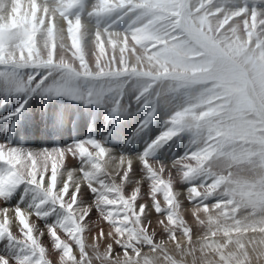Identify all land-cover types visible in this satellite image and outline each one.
<instances>
[{"label": "snow or ice", "instance_id": "obj_1", "mask_svg": "<svg viewBox=\"0 0 264 264\" xmlns=\"http://www.w3.org/2000/svg\"><path fill=\"white\" fill-rule=\"evenodd\" d=\"M80 3L0 0V76L17 91L43 86L85 104L107 99L114 113L130 85L148 109L141 128L162 100L173 107L164 130L131 158H113L92 138L39 150L0 144V203L21 185L35 197L31 211L0 206V240L17 246L15 264H264V11L229 9L227 0H95L87 11L96 21L90 59L74 11ZM18 73L26 78L17 81ZM181 134L190 140L171 165L149 160ZM68 156L80 167L66 169ZM134 160L145 171L139 180L130 178ZM172 168L189 185L183 195L195 239ZM93 209L109 231L100 228L88 243ZM57 212L43 230L31 219ZM153 212L167 241L156 239Z\"/></svg>", "mask_w": 264, "mask_h": 264}, {"label": "rangeland", "instance_id": "obj_2", "mask_svg": "<svg viewBox=\"0 0 264 264\" xmlns=\"http://www.w3.org/2000/svg\"><path fill=\"white\" fill-rule=\"evenodd\" d=\"M92 2L95 3V0H92V1L81 0L80 5L77 7V9L74 10L75 12L80 13L82 22L87 24V25L86 24L83 25V31L85 33V35H84V46H85L86 52L89 53L90 59H91V51H92V40H91L92 39V33L95 31V28H96L95 19L94 18L90 19V17L87 18V11L90 10L91 7L93 6ZM87 3H88V5H87ZM243 5H247V7L249 9H251L252 7H256L259 11H264V0H227V3L225 4V6L229 9L236 8V7L243 6ZM89 19H90V21H89ZM101 23H104V21H102ZM122 26L123 25L121 24V25H118L117 27H122ZM110 52L111 51L109 50V56H111ZM117 57H118V52H117ZM22 77H24V78H22ZM15 78L17 81L25 79L26 74L25 73H18ZM52 82H53L52 78L50 77L49 80L46 81L45 83L50 84ZM0 83H1L0 92L1 93L5 92V96H6L5 101L8 100L7 103L12 105V109H11L12 111L14 108V111L13 112L11 111V115H12L13 119H11L8 122L9 124L8 123L6 124L5 129L2 128L3 132H4L2 135H6V136L11 137L13 139H14V137L15 138L18 137L19 142H24V140L22 138L27 139V135L29 137L32 136L34 133L33 128L37 129L38 133L37 134L34 133V134L36 135L37 139H40V138H42L41 132L44 130L46 125H48L50 123L52 127L56 126L55 131H53L49 135L51 137V138H49V141H50L49 144L50 145H48L47 148H39V144H37L35 149H38V150L39 149H51L53 147H60V146H61V148H63L65 146L73 144L76 141L83 140L85 138H92V139H96L97 141L101 142L107 149H110L111 151H110L109 155L112 156L113 158H119L120 156H123L124 154H125L124 156H127V157L129 156V158H131L130 157L131 155L137 156V155L143 153V151L147 147V145L153 140V138H155V136L149 137L153 134L152 130L160 129V130H158L156 135H159L164 130L165 120H166L167 116L170 114V112L172 111V107H173V105H171V103L166 105L164 103V101L162 100L160 102L159 106L157 107L153 117L151 118L148 126L146 128H141L140 127L141 121L145 119L148 109L141 108L135 102L134 97L136 95V91L130 85L126 89L125 96L123 98L121 107L114 113L111 110L113 105H112L111 101L107 100V99L100 104H95V103L85 104V102L83 100L73 99V98L66 96V95H54L51 92L45 91L43 86L41 88H36L34 91H31V90L17 91L16 86H15L16 84H14L8 76H6V77L0 76ZM4 87H6V88L3 89ZM2 90H3V92H2ZM9 90L11 91V93H9L10 92ZM33 96H34V98H33ZM10 97H11L12 101L9 100ZM31 97H32V99H31ZM25 101H27V102L24 103ZM21 104H23V108H21V110L19 112H17V114H18V116H17L16 109L19 108ZM37 106H38V111L41 114L40 123H37L34 127H29L28 124H26V123H28V118L31 117L29 108L30 109L32 108L31 109V111H32L33 108H35ZM23 109H25L26 112ZM20 114H22V115H20ZM27 115L29 117H27ZM16 116H17V118H16ZM14 117L17 120L14 119ZM104 118H105V120H104ZM7 119H8V116H7L6 120H0V125H4L7 121ZM25 121H26V123H25ZM63 126H65L64 127L65 133L61 135L60 133H57L56 131L60 127H63ZM103 128L105 130L107 129V131L105 132V130ZM109 131H111V133ZM139 133L141 134V136ZM92 134H94V136H92ZM45 135L48 136L47 134H45ZM0 136H1V133H0ZM24 136H26V137H24ZM61 137H64V138H61ZM131 137H134V138H131ZM189 140H190V137L187 134H181L177 137H174L173 140H171V141L167 142L166 144H164L163 146H161L160 149L158 148L157 150L152 152L150 154L149 160L151 162H162V159H163L161 157L162 154L165 152L166 153L169 152L170 154L172 153L171 158L172 157L173 158L170 159V161L172 162L176 158L182 156L185 153L186 146H187ZM4 142L5 143L8 142L7 144H9L11 146H13V144H14V143L9 142V141H4ZM37 143H39V142H37ZM30 148H32V147H30ZM124 149H125V151H124ZM151 157L153 158L152 160H151ZM68 158L71 160V162L66 163V169H76V168L80 167V162H78V160L73 159L71 156H68ZM164 159H166V158H164ZM163 162H165V161L163 160ZM137 164H138V166H137ZM140 167H141V164L139 163V161L134 160L133 170L135 169V171L130 173L131 180H134V179L136 180L137 178L141 179V177H143L145 175L144 169L142 167L141 168ZM176 171H177V169L171 171L173 174V178L175 179L174 189L176 188L175 190L176 191L178 190L177 192L181 193L180 199L183 200V208L185 210H187L184 212V214H186V216L185 215L184 216H185V219L187 220V222L189 223V225H191L193 227V238L195 239V237L197 235V226L195 225L194 219L190 214V209L192 206L190 204H188L186 199H182V198H184V195H183L184 191L189 185L187 183L181 182L179 179H177L175 177L176 173H177ZM77 175H79V173H77ZM139 175H141V176H139ZM139 179H137V180H139ZM146 181L147 180L145 179L140 185L141 192L142 193L145 192L144 193L145 194L144 201L148 200V197L146 195V193L148 192L147 191L148 190V182H146ZM128 187L130 190L128 189ZM132 187H133V185L131 182L127 183L124 186L125 194L130 192L132 190ZM26 188H27V186H25V185H21L20 187H18L14 192L16 194V196H15V194H12V196L6 200L8 203L5 201L3 203H0V206H6L7 205V207H14V206L19 205L21 208H26V209L28 208L27 210L31 211L32 209L29 207V205H31L34 202L35 197H34V193L32 192V190L30 188H27V190H26ZM82 191H83L82 192L83 197L86 195L85 196L86 198L84 197L82 199L85 201H89L92 197H91V194L87 192L88 189H86V186H84L82 188ZM22 196H23V199H21ZM14 197H17L18 200H16ZM160 200H161V203L163 204L162 197H160ZM144 201H141V202H144ZM208 202H211V200ZM149 203H150V201H149ZM58 215H59V212H57L53 215H50L44 219H38V218L36 219V217H32L31 219L34 221L36 228L39 227L41 224L42 227L40 226L41 228L39 227V230L40 229L42 230L45 228V225L52 224L58 218ZM200 217H201V219L204 218L203 213L200 214ZM90 218L92 220L97 221L98 223L93 226L92 232H89L87 234V242L88 243L92 242L93 234L98 233L100 228H103L105 233H107L109 231L108 225L99 219V217L97 216V213L95 212L94 209L90 213ZM149 219L151 220V228L156 229V239L157 240L164 239L165 241H167L166 235L162 232V229L157 226L158 221L160 219H163V217L157 216L153 212L149 216ZM39 220H42L43 223L40 222ZM37 221H39V222H37ZM12 230L14 232H17L16 224L14 222H13ZM45 233H46V231H45ZM17 234H18V232H17ZM42 242L47 247L49 244L48 248H49V250L51 249L50 252L54 251L51 248V242L49 241V238L47 237L46 234L44 237H42ZM107 242L108 241H101V244L103 245ZM181 242H183L182 238H181ZM0 243H1L0 244V256L7 257L9 259V264H11V263L15 264L14 258L20 254L17 246L15 244H10L7 239L1 240ZM167 246L169 247V249H171L173 247L170 242L167 244ZM146 250L147 249H145V251ZM117 251H119V249H117ZM53 258L55 259L57 257H53Z\"/></svg>", "mask_w": 264, "mask_h": 264}, {"label": "bare ground", "instance_id": "obj_3", "mask_svg": "<svg viewBox=\"0 0 264 264\" xmlns=\"http://www.w3.org/2000/svg\"><path fill=\"white\" fill-rule=\"evenodd\" d=\"M86 1H89V0H86ZM90 1H92V0H90ZM7 2L8 3H10V0H7ZM37 2L39 3L40 2V0H37ZM21 3H22V6H24V5H26L27 4V0H21ZM93 3V2H92ZM94 4V3H93ZM87 5H88V3H87ZM92 5V4H91ZM87 18H88V15H87ZM83 19V18H82ZM90 19H92V18H90ZM90 19H89V21H90ZM86 20V19H85ZM84 20V21H85ZM86 23H83L82 22V25H85ZM87 25V24H86ZM93 29V28H92ZM88 30V29H87ZM93 31V30H92ZM85 34V33H84ZM87 36V35H86ZM85 36V37H86ZM91 38V37H90ZM86 39V38H85ZM92 40V39H91ZM88 41V40H87ZM86 43V42H85ZM111 53V52H110ZM20 75V74H19ZM6 77V76H5ZM22 78H24V77H22ZM8 79V78H7ZM16 79V78H15ZM0 85H1V83H0ZM10 85V84H9ZM16 86V85H15ZM11 87V86H10ZM6 87H4L3 89H5ZM8 88V87H7ZM1 89V88H0ZM6 91V90H5ZM10 91V90H9ZM8 91V92H9ZM2 92H3V90H2ZM29 92V91H28ZM9 93H11V91L9 92ZM37 93V92H36ZM17 94V93H16ZM14 95V94H13ZM11 96V95H10ZM15 97V96H14ZM5 98H6V96H5V92L4 93H1L0 92V120H6V118H7V116H8V119H7V121H6V123L4 124V125H0V133H1V136H0V144H3V143H5L4 141H9V142H12V143H14L13 144V146H16V147H24L25 149H31V150H38V149H35L36 148V146H37V144H39V148H47L48 147V145H50L49 143H50V141H49V138H51L49 135H50V133H52L53 131H55V127L56 126H54V127H52L51 126V124L49 123L48 125H46L45 126V128H44V130L41 132V134H42V138H40V139H37L36 138V135L35 134H37L38 132H37V129H35V128H33V132L35 133H33V135L32 136H28L27 135V139H25V138H22L23 140H24V142H19L18 140V137H14V139L13 138H11V137H8V136H6V135H2L4 132H3V129H5V127H6V124L11 120V119H13L12 118V115H11V109H12V105L11 104H9V103H7V101H5ZM17 98V97H16ZM33 98H34V96H33ZM27 99V98H26ZM31 99H32V97H31ZM30 99V100H31ZM9 100H11L12 101V99H11V97L9 98ZM37 100V99H36ZM15 101V100H14ZM44 101V100H43ZM31 102V101H30ZM17 103V102H16ZM22 103V102H21ZM25 103V102H24ZM38 103V102H37ZM41 104V103H40ZM34 105V104H33ZM32 105V106H33ZM25 106V105H24ZM36 106V105H35ZM25 108V107H24ZM27 108V107H26ZM32 109V108H31ZM31 109L29 108V110H30V115H31V117H29L28 115H27V117H29L28 118V123H26V121H25V123L26 124H28V126L29 127H34L37 123H40V120H41V114H40V112L38 111V106L37 107H35V108H33V110L31 111ZM23 110H25V109H23ZM13 111H14V108H13ZM12 111V112H13ZM24 112V111H23ZM25 112H26V110H25ZM103 113V112H102ZM15 114V113H14ZM16 114H17V112H16ZM25 114V113H24ZM66 114V113H65ZM20 115H22V114H20ZM98 115V114H97ZM17 116H18V114H17ZM17 116H16V118H17ZM78 116V115H77ZM100 116V115H99ZM101 117V116H100ZM160 117V116H159ZM15 117H14V119H16ZM90 118V117H89ZM165 118V117H164ZM85 119V118H84ZM110 119V118H109ZM113 119V118H112ZM123 119V118H122ZM163 119V118H162ZM17 120V119H16ZM86 120V119H85ZM102 120V119H101ZM104 120H105V118H104ZM124 120V119H123ZM58 121V120H57ZM88 121V120H87ZM114 121V120H113ZM163 121V120H162ZM123 122V121H122ZM161 122V121H160ZM24 123V124H25ZM99 123V122H98ZM156 123V122H155ZM9 124V123H8ZM13 124V123H12ZM95 124V123H94ZM127 124V123H126ZM157 124V123H156ZM14 125V124H13ZM50 125V126H49ZM57 125V124H56ZM88 125V124H87ZM102 125V124H101ZM98 126V125H97ZM160 126V125H159ZM13 127V126H12ZM64 127L65 126H63V127H60L56 132L57 133H60L61 135L62 134H64L65 132H64ZM103 127V126H102ZM105 127V126H104ZM107 127V126H106ZM3 128V129H2ZM116 128V127H115ZM119 128V127H118ZM124 128V127H123ZM134 128V127H133ZM158 128V127H157ZM13 129V128H12ZM57 129V128H56ZM104 129V128H103ZM125 129V128H124ZM105 130V129H104ZM158 130H160V129H155V130H152V132H153V134L151 135V136H149V137H152V136H157L156 135V133L158 132ZM163 130V129H162ZM107 131V129L105 130V132ZM115 131V130H114ZM122 131V130H121ZM127 131V130H126ZM11 132V131H10ZM55 132V133H56ZM99 132V131H98ZM110 133H111V131H109ZM25 133V132H24ZM114 133V132H113ZM116 133V132H115ZM121 133V132H120ZM143 133V132H142ZM148 133V132H147ZM7 134V133H6ZM45 134H47L48 136H46ZM99 134V133H98ZM101 134V133H100ZM126 134V133H125ZM140 134V133H139ZM146 134V133H145ZM151 134V133H150ZM60 135V136H61ZM112 135V134H111ZM138 135V134H137ZM143 135V134H142ZM15 136V135H14ZM92 136H94V134H92ZM113 136V135H112ZM140 136H141V134H140ZM145 136V135H144ZM24 137H26V136H24ZM117 137V136H116ZM122 137V136H121ZM143 137V136H142ZM20 138V137H19ZM60 138V137H59ZM61 138H64V137H61ZM127 138V137H126ZM131 138H134V137H131ZM86 139V138H85ZM105 139V138H104ZM114 139V138H113ZM154 139V138H153ZM61 140V139H60ZM63 140V139H62ZM151 140V139H150ZM103 141V140H102ZM37 142H39V143H37ZM60 142V141H59ZM65 142V141H64ZM8 143V142H7ZM130 143V142H129ZM131 144V143H130ZM56 145V144H55ZM120 145V144H119ZM30 147H32V148H30ZM118 147V146H117ZM60 148H61V146H60ZM126 148V147H125ZM163 148V147H162ZM127 149V148H126ZM159 149H160V147H159ZM171 149V148H170ZM121 150V149H120ZM123 150V149H122ZM176 150V149H175ZM124 151H125V149H124ZM130 151V150H129ZM168 151V150H167ZM133 152V151H132ZM161 152V151H160ZM175 152V151H174ZM156 153V152H155ZM157 154V153H156ZM114 155V154H113ZM117 155V154H116ZM125 155V154H124ZM123 155V156H124ZM154 155V154H153ZM158 155V154H157ZM156 155V156H157ZM115 156V155H114ZM118 156V155H117ZM134 156H136V155H131L130 157H134ZM166 156V157H165ZM171 156H172V153L170 154L169 152L168 153H163L162 154V162H159L160 164H162V165H171V161H170V159H172L171 158ZM121 157V156H120ZM129 157V156H128ZM150 157V156H149ZM158 158V157H157ZM160 158V157H159ZM164 158H166V159H164ZM153 158L151 157V160H152ZM158 160V159H157ZM163 160L165 161V162H163ZM159 161V160H158ZM68 162H71V160L68 158V157H66V163H68ZM171 162V163H170ZM71 165V164H70ZM137 166H138V164H137ZM142 167V166H141ZM140 167V168H141ZM139 170V169H138ZM173 170H175V168H172L171 169V171H173ZM133 171H135V169L133 170ZM177 172V171H176ZM141 174V173H140ZM134 175V174H133ZM132 175V176H133ZM173 175V174H172ZM137 176V175H136ZM135 176V177H136ZM139 176H141V175H139ZM138 177V176H137ZM176 177V176H175ZM131 178V177H130ZM137 179H139V178H137ZM136 179V180H137ZM178 179V178H177ZM135 180V179H134ZM144 181V180H143ZM147 182V181H146ZM145 182V183H146ZM147 184V183H146ZM145 184V185H146ZM126 185V184H125ZM84 187V186H83ZM82 187V188H83ZM145 187V186H144ZM143 187V188H144ZM86 189H87V187H86ZM126 189V188H125ZM128 189H129V187H128ZM176 189V188H175ZM130 190V189H129ZM149 190V189H148ZM147 190V191H148ZM85 191V190H84ZM176 191V190H175ZM178 191V190H177ZM15 192V191H14ZM83 192V191H82ZM88 192V191H87ZM125 192V191H124ZM128 192V191H127ZM145 193V192H144ZM13 194H15V193H13ZM15 196H16V194H15ZM86 196V195H85ZM84 196V197H85ZM83 196H82V198H84ZM181 197V196H180ZM16 200H18V198L17 197H14ZM86 198V197H85ZM182 199H184V198H182ZM91 200V199H90ZM89 200V201H90ZM7 202V201H6ZM8 203V202H7ZM14 203V202H13ZM7 206V205H6ZM19 206V205H18ZM28 209V208H27ZM185 216H186V214H184ZM93 216V215H92ZM37 219V218H36ZM40 222H42V220H39ZM39 221H37V222H39ZM15 223V222H14ZM43 223V222H42ZM39 224V223H38ZM40 226H41V224H40ZM39 226V227H40ZM39 227H37L38 229H39ZM42 227V226H41ZM40 227V228H41ZM99 229V228H98ZM41 230V229H40ZM43 230V229H42ZM46 234V233H45ZM47 235V234H46ZM47 239V238H46ZM1 241V240H0ZM47 241V240H46ZM50 241V240H49ZM47 243V242H46ZM91 243V242H90ZM1 244V243H0ZM48 247H49V244H48ZM51 250V249H50ZM13 260V259H12ZM15 262V261H14ZM12 264V263H11Z\"/></svg>", "mask_w": 264, "mask_h": 264}]
</instances>
